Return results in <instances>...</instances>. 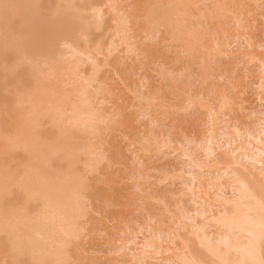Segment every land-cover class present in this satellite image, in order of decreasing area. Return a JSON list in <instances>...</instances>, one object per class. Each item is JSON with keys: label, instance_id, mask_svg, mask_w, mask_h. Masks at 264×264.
<instances>
[{"label": "bare ground", "instance_id": "1", "mask_svg": "<svg viewBox=\"0 0 264 264\" xmlns=\"http://www.w3.org/2000/svg\"><path fill=\"white\" fill-rule=\"evenodd\" d=\"M3 1H5L6 4H8L7 2H9V3L11 2V0L10 1L3 0ZM16 1L17 2H15V0H14V2H15L14 5L10 6V7H12L11 8L12 13H9V11L7 13L6 12L3 13V12H1L2 11L1 9H2V6H4L3 3L5 4V2L1 3V0H0V43H1L0 45H2V47L4 48L3 51H6V50L8 51V49H10V52H8V53H11L12 52L11 50L13 48L14 49L13 54H14V57H16L17 63L19 64V62H22L19 65L16 62L13 63V61L15 59H13V61H12L11 57H13V55H11V56L9 55L10 61L14 64V65L9 64V65H11V66L13 65V67L15 68V71L14 72L12 71L13 67L12 68L10 67L11 69H8V68L7 69L11 70L13 73H15L16 71L17 72H16V75H13L11 71H10L11 73L10 72H8V73L10 76H16L13 78H17L18 77L17 74L19 73L20 77L17 79L23 80V78H24L25 82H26V80L28 81V78L26 79L24 77V75H26V73H28L29 78H31V80L29 79V82L27 83V84H29L28 87L29 86L34 87V85H35V87H36V85L39 86L38 84H40V82L42 83V82L46 81V79H44V76H46L49 79H53V80H51V82H50V80L47 79L51 83V86L48 88L47 87V86H49V83H48V85L45 86V87H47V89H45V90H41V89H43V87H40V88L34 87V89H32V87H31L30 89H32V90H30V91H28L27 86H25L24 84L22 85V83L20 82L21 80H20L18 82H19V84H21V87L27 88V91H24L25 89L23 88V90H22V88L19 86L20 91L22 90V93H24L23 94L24 96L18 95L17 98L15 96H14L15 98L12 96L15 93V92H13L15 90H12V88L15 87V89H16V86H14L15 85L14 84V85H12L13 87L11 86L10 90H12L11 96L14 99H16L15 104L13 102H11V97L9 98L11 104L8 103L7 100H6V102L4 101L5 104L11 105V106L8 105V107H12V104H13V106L15 105L19 108L22 107L23 105L26 107L19 109L22 112H20L18 110H14L15 108L13 109V107H12V110H14L13 111L14 113L17 111H18L17 113L20 112L19 114L13 113L14 116L11 119L13 122V125H14L13 130L4 131L3 130L4 128L0 129V141L12 140L13 143L11 146L14 147L13 150L12 149L8 150L9 151V154H8L4 149L3 150L1 149V145H0V255H2L4 258L6 257V259L10 258V260L13 262H20L21 258H26L29 261L33 262L34 264L35 263L36 264H68L70 259H72V258L69 257L66 250H72L74 253H76L75 250L71 249L72 247L71 248L69 247L70 249L67 247L68 244L70 245V243L71 242L73 243V241H75L74 244H76L78 239L80 238V236L83 234V231H86L84 229L82 230L83 225L80 227V225L78 224V221L84 220L87 216V215H85L86 213H85L84 206H86L85 204L88 201L84 202L85 197L83 194L85 192L84 190L86 189L85 186L87 187V184H83L84 181H86L83 177V174H85L86 172L88 173L89 171L93 172L94 166H95V164H93V161H98L97 163L100 165L102 163V162L100 163L101 158H102V160H104L106 158L103 155H102V157L97 156V154H96L97 152L95 150H97L98 148L96 145L97 149L94 148V151L96 153H94L93 156L96 155L98 158L94 157L92 159L88 158L86 161L83 160L84 162L80 165L81 167L83 165V167L82 168L80 167L81 169H78L79 171H77L76 168L78 166V163L82 162V159H83V158H81V156L83 154L85 156L87 153L92 154L94 151L91 152V150H90L92 145L91 146L89 145L90 148L85 146V148H86V150H85L84 147L83 148L80 147V144L79 145L76 144L77 141L75 142L76 145L73 144L72 142H74L76 140L74 138L72 139L73 134H75L73 132L75 130L77 131L76 132L77 136H75L76 138L78 137V135H81V136L83 135L82 137L79 136V138L80 137L85 138L84 135H86V134H83L84 132H86L85 130L91 128L90 130H92V132H95V131H97V129L95 128L96 123L102 122V124H105L106 122L103 123V119L101 118V115L98 114L102 110L99 111L98 108L94 107L95 97L92 95V93H94L93 90L91 89V93L89 92L90 90H88L89 86L93 87L92 83L95 80L93 78V75L90 78H89V76L86 75L87 79H86V82H84L85 80L81 81L82 79H79V77L85 78V76H81L78 74L79 66L83 65L82 63L83 62L85 63V61H88L93 65L95 72H97L99 70L97 65L95 64V60L97 57L96 54H98L97 53L98 51H96V52L91 51L89 53H82L81 52L82 49L79 51V47L76 44H74L71 40L67 39V37H66L67 35H65L66 38L61 35L62 29L64 30V28L66 27V25L64 24V22L62 20H64L65 17L67 16L66 17V18H68V19H66L67 20V23H66L67 27L64 31L68 30V32H70V34H71L72 30L76 29V27L79 26V24H78V26L76 25L77 23L82 24L84 27H82L81 31L82 30H84V31H82L81 37L86 39L90 36V34H93V33H90L91 30L103 29V26H104L103 24H104V21L106 19V18H104V15L109 14V13L111 15V11L108 8L109 13L104 14L103 11H105V10L93 9L94 5L90 6L88 4L91 3L92 1L94 2V0H89L91 2H87V3H84V2L88 1V0H57L55 2V3H57L56 5H54V3L52 5L51 1L54 2V0H50L49 4H51L52 7L48 6L49 1H47V3L46 2L45 3L40 2L44 5L47 4L46 6L48 8H50V7L53 8V6H54L55 10H53V11L51 9L50 10L52 12H54V14L52 13L54 15V17H57V19H55L57 21V23H55L54 20H53V22H51L49 20L53 16L49 17V14L48 15L47 14L40 15V12H42L44 6L43 7L40 6L39 0L38 1L36 0V2H32L35 0H16ZM98 1H100V0H98ZM113 1L114 0H112V2ZM150 1L151 2H147V3H149V6L145 9V12L143 13L144 14L143 15L144 25H142L140 23V28H142V26H144L146 29L142 28L143 31L147 30L148 33H152L153 31L157 30L161 26H164V27L171 26L174 23L173 18L176 15L175 14L176 10L174 7L175 5L174 6L171 5L173 0H166L167 6H165V7H164L165 3H163V5H162L163 7H162L160 5V1H158V0H150ZM176 1L178 2V4H177L178 6L182 5L185 2L184 0H176ZM80 2H83L84 5L87 4L88 6L86 5L87 7H85L82 3L80 4ZM104 2H105V0H104ZM109 2H111V0ZM189 2H191V1H189ZM216 2H218V1H216ZM76 3H78L79 6L81 5L79 11L76 10L79 8V6H77ZM142 3H144V1ZM142 3L140 2V4H142ZM95 4H97L95 7L101 5L99 3H95ZM174 4H176V2ZM219 5L217 7H219ZM22 6L27 7V9H25V10H27L28 14H27V16L26 15L25 16L28 19L29 18L32 19V22L31 21L29 22V20H27L29 23H24V24L22 23L24 26H26L23 28V29H25L23 32L18 31L19 33H16V32L12 33L14 27H17L18 23L21 20L18 21V23L16 22L17 26L14 24V27H11V25L13 26V24L10 23L9 24V26L11 27L10 28L7 24V23H9L10 20H9V18L5 17L4 14H9V15L12 14L11 16H15V17L19 14L18 18L21 15V17L19 19H22L23 14H20V11H19V8ZM76 6H77V8H76ZM182 6L185 7L186 5H182ZM6 7H7V5L5 6V8ZM10 7H9V9H10ZM117 7H114L115 10L113 9V18H111V20L113 22H115L114 25L116 28L115 35H113L114 33H112V35H113V37L116 36L117 42L122 43V40L124 39L125 33H127L125 31L127 24L125 23L124 19L125 18L128 19L129 13H128V15L126 14L127 16L124 15L126 17H123V16L121 17L120 16L121 14L118 15V13L116 12ZM143 7L144 6H142L141 9ZM169 7H172L173 9L171 10V8H169ZM48 8H44V10L46 9L45 12L50 11V10H47ZM97 8H99V7H97ZM119 8H121V7L119 6ZM192 8H193V6H192ZM21 9L23 10L24 8H21ZM108 9H106V11ZM199 9H200V7L198 8V11L200 12ZM111 10H112V8H111ZM119 10H121V9H119ZM130 10H129V12H130ZM186 10H188V8H186ZM61 11L62 12L65 11V12L69 13V17L66 14H63L61 16H56L59 13L61 14ZM76 11H77V13H76ZM138 11L139 10H137V12ZM142 11L143 10H141V12ZM206 11H205V13H206ZM55 12H56V15H55ZM91 12L92 13L94 12L93 13L94 19H93V21L91 20L92 22L91 21L88 22V20H90L88 18H92V17H87V16L92 15ZM201 12H203V11H201ZM121 13H123V12H121ZM205 13H203V14H205ZM200 14H202V13H200ZM45 15H46V17H45ZM64 15H65V17H64ZM131 15H132L131 18L135 16V14H131ZM138 15H140V13ZM106 16L109 17V15H105V17ZM199 16H201V15H199ZM216 16L217 15H215V17ZM16 18H13V19L16 20ZM59 18L60 19L62 18L60 20L61 22L59 21ZM140 18H142V16ZM206 18H208V17H206ZM237 19H236V21H237ZM128 20H130V19H128ZM191 20H190V22H191ZM199 20L200 19L197 18L198 22H199ZM197 21H195V22H197ZM14 22L15 21H13L12 23H14ZM58 22L61 23L62 27L64 26V28H62L61 31H59L57 28H55L57 25L60 26ZM109 22H111V21H109ZM176 23H178V22H176ZM22 24L20 26H22ZM29 24H31V25H29ZM33 24H34V26H33ZM54 24H56V25L53 26ZM106 24H107V27H105V26L104 27L109 29V25L111 26V24H108V23H106ZM137 24L139 27V23H137ZM137 24L134 23V25H137ZM75 25H76V27H75ZM114 25H112L111 28ZM129 26H133V24L130 25V23H129V25H127V27H129ZM179 26H182L180 28L181 29L180 32L182 34H186L189 36L187 39L188 41L186 40L185 42L186 43L189 42L190 41L189 38L191 37L190 35L193 34L194 31H192V30H194V29H192L190 31L187 28L189 25L186 27V26H184V24L183 25L180 24ZM19 27L16 29H19ZM195 27L196 26H194V28ZM238 27L240 28V26H238ZM8 28H10V29H8ZM115 28H113V29H115ZM132 28H134V26ZM173 28H174V26H173ZM112 30L109 29V30H107V32H109V31L112 32ZM172 30L174 31V29H172ZM158 31H156V32H158ZM195 31H197V30H195ZM58 32H60V33L58 34ZM68 32H67V34H69ZM76 32L80 33L79 30H77ZM94 32H96V31H94ZM101 32H103V31H101ZM194 33H196V32H194ZM77 34L78 33H76V35ZM145 34H146V32H145ZM182 34H180V35H182ZM204 34H206V32ZM71 35H69V36H71ZM103 35L105 37H107L106 34H103ZM110 35H111V33H110ZM112 35L110 36V38L112 37ZM186 35L185 36L182 35V36L186 37ZM195 35H198V34H195ZM14 36H18V38L19 39L21 38V40L26 39L25 40L26 42H23L21 40H17V41L13 40L12 38ZM194 36H193V38H194ZM98 37L101 39L100 36H98ZM127 37L130 39H133L132 36H126V38ZM150 37H152V36H150ZM177 37H178V39L181 40V38L179 36H177ZM200 37H197V38L200 40L202 38V37L201 38ZM82 38L76 39V41L83 40ZM142 38H144V37H142ZM153 38H155V42H156V37H153ZM92 39L94 40V38H92ZM96 39L98 40V38H96ZM172 39L174 40L175 37ZM178 39H177V41H178ZM196 39H195V42H196ZM97 40H94V41H97ZM149 40H152V39L149 38ZM180 40H179V42H180ZM13 41H15L16 43L14 44ZM88 41H89V39H88ZM139 41H142V40H139ZM158 41L160 43V39H158ZM182 41H183V39L181 40V42ZM91 42H92V40H91ZM117 42L114 39L111 40L110 44L108 45V47L106 48V51H105L107 56H109L110 54H112L113 51H115V49L118 45ZM195 42H193V43H195ZM214 42H216V41H214ZM184 43H183V45L185 46L186 43L185 44ZM35 44H37V45H35ZM251 44H249L247 46L251 47ZM139 45H142V44H139ZM146 45H148V47H149V44L146 43ZM262 45H263V43H262ZM84 46H86V45H84ZM150 46H151V44H150ZM87 47H88V45H87ZM260 47H262V46H260ZM36 48H39V50H36ZM86 48H84V49L87 50L88 48L87 49ZM121 49L123 51V47ZM124 49H127L126 51H129V49H131V48H125V46H124ZM152 50H154V49L152 48L151 51ZM0 51H2V50L0 49ZM140 51H142V50H139V53H141ZM145 51H147V50H145ZM133 52H136L135 49L133 50ZM133 52L131 51L132 55H133ZM156 52L157 51H153V53H156ZM259 52H261V51H259ZM259 52L254 51V50H253V52L251 51L250 54L247 55L249 60H247V59L246 60L247 61H254L255 64H258L259 68H257V70L260 69L259 70L260 72L258 71V74H257L259 85L257 84L258 86H256V87L259 91L261 89H263L262 91H264V51H262V53H259ZM129 53H130V51H129ZM147 53H148V51H147ZM147 53L145 52V56H148L149 53L148 54ZM164 53H166V52H164ZM3 54L7 55V52L2 53V54L0 52V66H2L3 64L5 65V63H7V60L9 61L8 56L6 59V57H5L6 55H3ZM37 55H39V56H37ZM114 55H115V53H114ZM156 55L154 56L155 57L154 59L157 58ZM107 56H105V60H106ZM150 56L151 55H149V57ZM67 57H69V59L71 60V63H70L71 65L70 66L65 65L67 72H65V75H63V77H65V78L62 79V77L61 78L59 77V75H61V73H59L60 71H59L58 66L60 67L61 65H58V63L64 61ZM219 58H221V57L219 56ZM144 59H147V57H145ZM163 59H164V57H163ZM38 60H40V61L38 62ZM115 60L117 61V59H115ZM242 60H243V58H242ZM96 61L99 62V60H96ZM247 61H245V62H247ZM11 62H8V63H11ZM23 62H25V67L26 66L28 67V71L27 70L25 71V69L20 71L19 70L20 68L18 69V67L16 70L15 64L18 65L19 67L22 66L23 68H25L23 66L24 65ZM65 63H63V64H65ZM63 64H62V67L64 68ZM104 64H106V63H104ZM4 65H3V67H4ZM84 65H86V64H84ZM92 65H91V67H92ZM100 65H101V63H100ZM107 66H112V64L111 65L108 64ZM6 67H8L7 64L5 65L4 68L6 69ZM4 68H3V70L0 69V72L3 71L5 73V71H8L7 69L4 70ZM32 68H34V70H32ZM44 69H45V71H44ZM80 69L82 70L83 68H80ZM112 69H113V67H112ZM125 69L127 70V68H125ZM161 69H162V67H161ZM40 70H43L47 74V75H42L43 76L42 79H44V81L40 80L38 77L37 73L38 72L40 73L41 72ZM21 72H23V73L25 72L24 75H22L23 77L21 76V74H22ZM86 72H87V70H86ZM88 72H91V71L88 70ZM108 73H110V72H108ZM0 74L2 75V73H0ZM7 74L4 76L9 77ZM100 74H101V72H100ZM112 74H113V72H112ZM184 74H183V76H184ZM30 75H32L33 78L30 77ZM223 76H224V74H223ZM254 76H256V75L254 74ZM1 77H3V75ZM100 77H102V76H100ZM173 77H175V76H173ZM173 77L171 79H173ZM221 77H219V78H221ZM33 79H34V83L32 85V83H30V82ZM112 79H113V77H112ZM171 79L169 78L168 80L171 81ZM1 80H2V78L0 79V83H1ZM3 80H4V82H3V85H4L5 82H7L8 80H7V78H5ZM10 80H11V78H10ZM101 80H102V78H101ZM38 81H40V82L38 83ZM253 81H254V79H253ZM11 82H13V80ZM52 82H53V84H52ZM96 82L95 83L98 84V80H96ZM102 83H104V81ZM173 83H175V82H173ZM45 84H47V83H45ZM107 84L108 83H106V86H107ZM3 85L0 84V86H3ZM16 85L18 86V84H16ZM4 87H6V86H4ZM227 87H228V85H227ZM7 88H5V89H7ZM125 88L130 89V87H128V86ZM98 89L99 88H97L95 86V92L97 94H98V92H100ZM103 89L105 90V88H103ZM10 90L7 91V92H9V94H10ZM210 91H211V89H210ZM223 91H224V89H223ZM262 91H260V93ZM147 92H150V91H147ZM152 92H150V93H152ZM260 93L258 92V97H259ZM133 94H135V93H133ZM4 95H6V94H4ZM150 95L151 94H149V96ZM231 95H232V93H231ZM19 96H21V97L18 98ZM0 97H1V99L3 98L2 100H5L6 98H8V96H6V98H5L2 95H0ZM226 97H224V95H222L220 97V98H222L221 102L219 100L220 103H218V104H221V106L219 105L221 107V109L223 107V109L225 108V110H227L228 106L230 105L228 102V99H227L228 97L227 98ZM96 98H99V97H96ZM136 98H138V97H136ZM14 99L12 101H14ZM101 99H102V97H101ZM258 99L260 100V104H258L259 106H257L259 109L250 110L249 113L246 114L248 117L251 116L255 119L254 122H252L253 125L252 124L249 125L247 123L245 125L243 124V127H239L240 126V125H238L239 123L236 124L237 122L235 123V121L234 122L230 121L227 118V116H225L226 114L225 115L223 114L224 115V116L222 115L223 117L221 116L222 118L225 117V119H223V121H220L221 118L219 117L220 119H218V117H216V115H215V113H216V112H214L215 110L213 111L212 108L210 110L209 105H208L209 116L211 118L209 117L210 123H208V126H207L208 130H206V133H208L207 137H205V138L202 137L203 139H201V140L199 139V141L195 140L196 142L192 140V142H194V144H193L195 147V148L193 147L194 149H191L192 147L191 148L188 147V149L185 150V152H184L183 149H185L186 147L185 146H184L185 148L183 146H182L183 148L181 147L182 149H180V150H182L183 153H185L184 155L182 153V155L184 157H186L185 158L186 160H184V161H186V162H184V165H186L187 168L184 167L183 171H181L182 170V168H181V170H180L181 172L177 171L178 172L177 174L173 173L175 176H177V180L179 179L180 184L183 183L185 185V187H187V190L189 193L186 192L185 188H184V191L186 192V194H185V192H182V193L178 192L177 193L178 195L180 194V196L178 197L179 200L177 199L178 200V203L176 204L177 214H175V215H177V217H178L177 218L178 219L177 225L179 228L177 230L174 229L173 231H171L169 233L166 231L168 234L164 236L165 238L164 237L163 238L164 239H166L167 237L169 238L171 235L170 238L172 241L169 240L168 238H167V241L169 240L170 242H172V244H174L175 240H178L181 243L179 245L177 243V247L178 246H180V247L176 248V246H175V250H173V248L170 249L171 247L167 246L168 248H166V246H165L164 247L165 249H164L163 246L160 245L164 242L162 239L161 240L159 239L162 237L158 238L160 241H162V242L159 241V244H157V242H153L154 240L153 241L151 239L148 240L147 238H146V240H144V242L142 244L141 243L136 244L137 241L134 239L133 241L134 242L136 241L135 247H130L131 246L130 243L134 244L131 241L129 243L130 246H126L127 245V243H126L125 244L126 247H124V251L127 248L126 249L127 251L125 252V254L127 253L126 255H128V258L131 261H133L137 264H148L153 259V256H155V255L158 256L159 253L160 254L163 253L162 255L164 256V258H163V260L161 258V261L159 264H264V106L262 105L264 103V96L262 98L259 97ZM192 101H193V99H192ZM146 102H147V100H146ZM231 102H232V100H231ZM110 103L112 104V102H110ZM0 104H1V102H0ZM147 104H148V102H147ZM197 104H199V103H197ZM231 104H233V103H231ZM7 105H5V106L7 107ZM106 105H108V104H106ZM3 106L4 105L0 106V108L2 107V109H3L4 108ZM96 106H97V104H96ZM98 106L101 107L100 105H98ZM112 106H114V105H112ZM6 107L4 108V110L7 111V109H9V108H6ZM103 107H104L103 111L106 112L107 110H106L105 106H103ZM115 107H119V106H115ZM242 107H243V105H242ZM119 108H121V106ZM244 108H242V109H244ZM231 109H233V108H231ZM239 110H240V108H239ZM210 111L214 112V113L211 112L213 115L210 113ZM114 112H116V110ZM117 112H119V111H117ZM142 112H144V111H142ZM4 113H5V111L0 114L1 115L0 117H2V119L6 117V114L4 117ZM7 113H9V110ZM108 113L109 112H107V115L103 114L104 116H106V118H105L106 120H107V117L109 119L110 113H109V115H108ZM122 113L124 114V112H122ZM134 113L135 112H133V114ZM130 114H132V112L129 113L128 115H130ZM7 115H9V114H7ZM103 115H102V117H103ZM117 115L119 116L118 118H120L121 113H119ZM10 116H7V117L10 118ZM112 116H115V114ZM122 117H123V115H122ZM127 117H129V116H127ZM133 117H135V116H133ZM251 117H250V119L252 121ZM9 118L8 119L5 118V119L9 120ZM115 119H117V117ZM6 120H4V121H6ZM11 120H9V121H11ZM123 120L124 119H122V121ZM126 120H128V119H126ZM46 121L48 123H50L54 128V131H53V128L49 125L51 128L50 131L52 134H49V132H47L48 130L45 131L43 129V128H45V127H43V124L45 123V125H46ZM109 121H110V119H109ZM129 121L131 122V120H128L127 122L129 123ZM6 123H8V122L6 121L5 124ZM221 123L223 124L222 127L218 128V126H220ZM1 124L3 125V123H1ZM10 124H9V126H10ZM106 124H109V123H106ZM9 126L7 125L8 128H9ZM101 126L99 125L98 127L105 130L106 126H103L104 128ZM94 128H95V130H94ZM113 128L114 127L110 126L112 133H113ZM133 128H135V127H133ZM10 129H11V127H10ZM43 130L47 134L44 133ZM55 130H56V133H55ZM52 131L54 132V135H53ZM78 132H79V134H78ZM101 135H102V132H101ZM69 136L71 137L72 142L69 141ZM32 137H33V141L30 140V138H32ZM113 137H114V135H113ZM122 138H124V137H122ZM93 139H94V137H93ZM95 139L98 140L97 138H95ZM95 139H94V141H95ZM119 139H120V137H119ZM91 141L92 140H90V143H91ZM171 141H169V142L167 141V143L164 141L165 144L162 142L163 143L162 146L163 147L169 146L168 143H170ZM187 141L189 142L190 140H187ZM95 142L93 143L94 147H95V144H97L99 141H97L96 143ZM114 142H112V145L116 144ZM188 142H186V143H188ZM192 142H189L190 146H192ZM4 143H3V145L7 144L6 146L9 147V143H5V144ZM0 144H1V142H0ZM109 144H110V141H109ZM103 145H104V143H103ZM186 145L188 146L189 144H186ZM7 147H5V149ZM113 147H116V146L114 145ZM155 147H157V145H155ZM15 148L19 149V151L22 150L21 152H27L26 154L25 153L20 154V155H24V158L27 157L25 155H29L28 153H30L34 150H37V148H39L38 151H40V153H38V154L35 153L36 155L33 153V154H31V156L29 155L31 158V161L27 162L26 160H24L26 163L24 162V164H20L19 163L20 160H19V162H17L18 164L14 165V164H12V162H13L12 158H14V156L16 157V153L14 154V152H13L14 150H17ZM40 148L43 150H41ZM117 149H118V147H117ZM189 149H190V151H189ZM11 150L13 152L12 154H14L13 156L10 153ZM101 150L103 151V150H105V148L103 149V146H102ZM165 150H166V148H165ZM192 150H194V151L197 150V151H200L202 153L199 155H196V154H194L195 152L191 153ZM112 151H113V149H112ZM112 151H110V152H112ZM119 151H120V148L118 149L117 152H119ZM197 151H196V153H197ZM81 152H84V153H82V155H81L80 154ZM104 152L106 154L107 150H105ZM181 152H180V154H181ZM121 153H122V150H121L120 154ZM160 154H161V152H160ZM17 155H18V153H17ZM98 155H100V153ZM112 155H115V157H116L115 153H112ZM182 155L178 154V158H179V156H182ZM109 156H108V158H109ZM89 157H91V155ZM56 158L59 159L60 164H61V160L65 161V164H66L65 166L67 167V169L65 167L66 171L63 174H61V173L59 174V173L55 172V171H57L55 169L56 164H57ZM20 159H21V156H20ZM35 159H38L39 162H41V166H39L40 163L36 164V163H38L37 162L38 160H35ZM53 159H55L56 161H55V164L53 163L54 165L51 164L52 165L51 166L50 162ZM85 159H86V157H85ZM119 159H121V158L119 157ZM33 160H35L36 163ZM107 160L110 162L109 159H107ZM118 160H117V162H118ZM121 160H123V159H121ZM21 161H22V159H21ZM104 162L106 163L107 161H104ZM125 162H123V163H125ZM14 163H16V160L14 161ZM128 163L126 165H128ZM182 163H183V160H182ZM108 164L106 163L107 167L104 164L107 169H108ZM36 165L39 166L40 168H38ZM62 166L61 167L59 166V168H62ZM52 167L55 170L54 173H52V174H55L54 178H51V177H53L52 174L49 176V174H50L49 172H51L50 170L52 169ZM181 167H183V166H181ZM97 168H95V169L97 170ZM124 168H125V166H124ZM62 169H64V168H62ZM81 170L82 171L84 170L83 171L84 173H82ZM119 170H121V169H119ZM96 172H98V171H96ZM96 172H95V174H96ZM179 173H182V174H179ZM58 175H59V177H58ZM174 175L173 176L170 175V176H172L174 178L175 177ZM56 176L58 178H56ZM199 178H201V180H199ZM167 179H168V177H167ZM197 179H198V181H197ZM99 182H100V179H99ZM195 183H197L196 185H198V186H196ZM94 185L95 184H93V186ZM95 186H94V188H95ZM142 186H143V184H142ZM134 187H135V185H134ZM96 188H97V186H96ZM180 188H183V187H180ZM191 188L195 191H193ZM97 190H98V188H97ZM99 193H101V192H99ZM173 193H174L173 196L174 197L176 196V198H177L178 195L175 192H173ZM171 194H172V192H171ZM94 195H95V193H94ZM99 196H98V198H99ZM184 197L187 198V200L185 198L186 201L182 200V198H184ZM101 199H103V198H101ZM93 202H95V201H93ZM188 204H189V207L190 206L192 207V210L190 208L189 209L187 208ZM91 210H92V208H91ZM86 220H87V218H86ZM82 224H84V223L82 222ZM86 224L88 225V223H85L84 225H86ZM90 225H91V223H90ZM103 230H104V228H103ZM183 231H184V233H183ZM83 235H85V234H83ZM143 236H145V235H143ZM51 239H53L52 240L53 243H52V245H48L49 240H51ZM80 241L81 240L79 239L78 243ZM170 242H168V243H170ZM81 246H78V247L80 248ZM66 247L68 249H66ZM75 247H77V245L74 246V249H75ZM161 248H163V249L160 251ZM68 252L70 253V251H68ZM82 252H83V250H82ZM167 252H168L167 257H165ZM169 254L172 256H169ZM80 255H81V253H80ZM148 257H150V261H148V263H145V262H147L146 260L149 259ZM73 258H75V257L73 256ZM10 260H9V262H10ZM22 260H24V259H22ZM153 260H155V257ZM25 261L26 260H24V262ZM155 262H157V259L154 261V263ZM28 263H26V264H28ZM3 264H4V262H3ZM13 264H15V263H13ZM155 264H157V263H155Z\"/></svg>", "mask_w": 264, "mask_h": 264}, {"label": "rangeland", "instance_id": "2", "mask_svg": "<svg viewBox=\"0 0 264 264\" xmlns=\"http://www.w3.org/2000/svg\"><path fill=\"white\" fill-rule=\"evenodd\" d=\"M8 1H10V0H8ZM47 1H49L48 6H51V4L53 5V3H54V5L57 4V3H55L57 0H54V2L51 1V4H49L50 0H39V3L40 2H43V3L46 2L47 3ZM107 1L109 2L110 0H105V2H104V0H100V1L94 0V2L92 1L93 3L88 0V1H85L84 3L91 2L88 5H90V6L94 5L93 9H102L105 11L108 8L110 9L111 15L108 12L109 9L106 12L103 11L104 14L109 13V14H105V15H109V17L108 16L105 17V15H104V18H106V19H105L103 25L105 27H107L106 23L111 24V26L115 24V22H113L111 20V18H113V9L115 10L114 7L118 6L116 9L117 10L116 12L118 13V15L121 14L120 15L121 17L122 16L126 17L129 13L128 19H130V20L125 18L124 21L127 25H129V23H130V25L133 24L134 28H132L133 26L127 27V25H126L125 31L129 35L127 33H125V36H124V39L122 40V43L117 42L116 36L113 37V35H115V33H116L115 25L112 28L109 25L110 30L115 28L112 30V32H110V31L107 32V30H109V29L105 28L104 26H103V29H101V30H91L90 33H93V34H90V36L86 39L81 37L82 31H84V30L81 31V29L84 26L80 23L76 24L77 26H78V24H79V26L81 25L80 27L79 26L76 27V25H75L76 29L71 31V34L73 33L72 35L70 34V32H68V30L64 31L67 27V24H66L67 20L66 19H68V18H66L67 16L65 17V15H64L65 19L62 21L64 22L66 27L65 28H64V26L62 27L61 23H60L61 22L60 20L63 17L61 19L59 18L60 22H58V23L60 26L57 25L55 27L59 31H61V29L64 28V30L62 29L61 35L64 37H65V35H67L66 36L67 39L71 40L74 44H76L79 47V51L82 49L81 50L82 53H89L91 51H95V52L98 51L97 52L98 54H96V56H97L96 60H99V62L95 60V64L97 65L99 70L97 72H95L93 65L90 62L85 61V63L84 62L82 63L83 65L79 66V69L80 68H83V69L82 70L80 69L81 71L78 69V74L81 76H85V78L79 77V79H82L81 81L85 80L84 82H86V79H87L86 75L89 76V78L92 77V75H93V78L95 79L94 82L92 83L93 87L89 86L88 90H90L89 91L90 93H91V89L94 92V93H92V95L96 99V100L94 99V107L98 108L99 111L102 110L100 112L98 111L99 112L98 114L101 115V118L103 119V123L104 122L109 123V124H106V123L102 124V122L96 123L95 128L97 129V131L92 132V130H90L91 128L85 130L86 132L83 133V134H86V135H84L85 138H81L83 135L82 136L78 135V137L76 138L75 137V136H77L76 130L73 132L75 134H73L71 132L73 134L72 139L73 138L76 139L74 142H72V139L69 136L70 142L75 144V142L77 141L76 144H78V145L80 144V147L81 148L84 147L85 150H86L85 146L90 148L91 145H92V147L90 149L91 152L94 151V148H96V145L98 148V149L96 148L97 150H95L97 153L95 151L92 154L89 153L91 155V157H89L90 155L88 153H87L88 155L86 154L85 156H84V154L82 155V153H84V152L80 153L82 155V156L81 155L80 156L83 159H82V162L78 163V166L76 165L77 171H79L78 169H81L83 167V165H82V167L80 166L84 162L83 160L86 161L88 158L92 159V158L97 157V156L102 157V155H103L104 157H106L105 158L106 160L105 159L102 160V158H101L100 163L101 162L102 163L100 165L97 163L98 161H93V164H95L93 172L89 171L88 173L86 172L85 174H83V177L86 180V181H84L83 184H87V187L84 185L86 188L84 190L85 192L83 191L84 192L83 194L85 197L84 202H86V201H88V202H86V204L84 203L86 205V206H84V208H85V213H86L85 215H87L86 216L87 220L85 218L84 220H81V221L84 224L88 223V225L87 224L84 225V224H82L81 221H78V224L80 225V227L83 225L82 230L84 229L86 231H83V234H85V235L82 234L79 238L82 242L80 241L78 243V241H79V239H78L76 244H74L75 241H73V243L70 241L71 242L70 245L68 244L67 247L68 248L72 247L71 249L75 250V252L77 253V254L74 253L72 250H66L69 257L72 258V259H70L68 264H71V263L72 264H137L128 258V255H126L127 253L125 254V252L127 251L126 250L127 248L124 251V247L130 246V245H131L130 247H135V245L138 243L142 244L144 242V240H146V238L148 240L149 239H151L152 241L154 240L153 242H157V244H159V241L162 239L164 242L160 245H162L163 248L166 246V248L171 247L170 249L173 248V250H175V246H176V248L180 247V246L177 247V243L179 245L181 243L180 241L175 240L174 244H172V242L169 241V240H171V238H170L171 235L169 238L166 236L169 239L168 241H167V238L164 239L165 238L164 236L167 235L169 232L173 231L174 229L177 230L179 228L177 225V223H178L177 218L178 217H177V215H175V214H177L176 204L178 203V200H179L178 197L180 196V194L178 195L177 193L178 192L179 193L185 192L184 188H185L186 192H188L187 187H185V185L183 183L180 184L179 179L177 180V176L174 175L175 173L177 174L181 170V168H182L181 171H183L184 167L187 168L186 165H184V162H186V161H184V160H186L185 159L186 157H184L183 155L185 153H183V151L180 149H182L184 146L186 147V148L184 147L185 149H183L184 152H185V150L188 149V147L189 148L192 147L191 149H194L195 148L193 145L194 142H192V140L193 141H195V140L199 141V139L201 140V139L207 137L208 133H206V130H208L207 126H208V123H210L208 105H209L210 110H211V108L213 111L215 110L214 112H216L215 113L216 117H218V119L221 118L220 121H223V119H225V117L224 118H222V117L226 114L225 116H227V118L230 121H233V122L235 121V123L237 122L236 124L239 123L238 124V125H240L239 127H243V124L245 125L248 123L250 125V124H252V122H254L255 119L250 116L252 118V121H251L250 117H248L246 114L249 113L250 110L259 109L257 107V106H259L258 104H260V100L258 98L259 97L262 98L264 96V91H262L263 89L260 90L263 93L262 92L260 93V91L256 87L259 85L258 84V75H257L258 71L260 70V69L257 70V68H259V66H258V64H255L254 61H247V60H249L247 55L250 54L251 51L252 52H253V50L257 51V52L261 51L259 53H262V51H264V49H263L264 48V46H263L264 45V0H196V1L195 0H187V1L184 0L185 2L183 1L184 3L182 5H186L185 7L182 5L178 6L177 5L178 2L176 0H173L171 5H173V6L175 5L174 7L176 10L175 11L176 15L173 18L174 23L169 27L168 26H166V27L161 26L157 30L153 31L152 33H148L147 30L143 31L142 28L146 29L144 26H142V28H140V23L142 25H144V19H143L144 14L143 13L145 12V9L149 6V3H147V2H151L150 0H127V1L126 0H120V1L114 0L113 2L111 0V2H109V3ZM143 1H144V3H142ZM158 1H160L161 6L163 5V3H165L164 7L167 6L166 0H158ZM189 1H191V2H189ZM216 1H218V2H216ZM2 2H5V1L1 0V3ZM11 2L10 3L7 2L9 5L6 4V2H5V4L3 3L4 6H2L1 12L7 13L9 11V13H12L11 12L12 7H10V6L14 5V3L17 1L15 0V2H14V0H11ZM32 2H36V0L32 1ZM140 2L142 4H140ZM175 2H176V4H174ZM78 3H76L77 6H79ZM81 3L84 5L83 2H80V4ZM95 3L101 4V5L97 6L99 8L95 7L97 5ZM6 5H7V7L5 8ZM46 5L40 3L41 7L44 6V8H48ZM86 5H84V6L87 7L88 5L87 6ZM218 5L220 8L217 7ZM77 6H76V8H77ZM119 6L121 8H119ZM142 6H144L143 7L144 9L143 8L141 9ZM192 6L194 9L192 8ZM9 7H10V9H9ZM51 7L48 8L47 10H50V9L52 11L55 10L54 6H53V8H51ZM80 7H81V5L76 10L79 11ZM172 7H169V8H171V10H172L173 9ZM199 7H200V9H199L200 12L198 11ZM21 8H24V9L22 10ZM44 8H43V10L41 9L42 12H40V15H42V14L48 15L49 14V17L53 16L49 20L51 22H53V20H54L55 23H57V21L55 20V19H57V17H54V15H53L54 12H52L51 10L45 12L46 9L44 10ZM111 8H112V10H111ZM118 8L121 10H119ZM186 8H188V10H186ZM25 9H27L26 6H22L19 8L20 14H23L22 19H19L21 17V15L18 18L19 14L16 16L17 18L15 16H11L12 14H10V15L4 14V16L9 18V20H10L9 23H7L8 26L11 23V24H13V26L11 25V27H14V24L16 25V22L18 23V21L21 20L20 21L21 23L19 22L18 26L16 25L17 27H14L12 33H14V32L19 33L18 31L23 32L25 30L23 28L26 27L23 24L29 23L30 21L32 22V19L26 18L28 12ZM140 9L143 11L141 12ZM129 10H130V12H129ZM137 10H139V11L137 12ZM201 11H203V12H201ZM205 11H206V13H205ZM121 12H123V13H121ZM76 13H77V11H76ZM93 13L91 12L92 15L87 16V17H92V18H88V19H90V20H88V22L91 20L93 21V19H94ZM137 13L138 14L140 13V15H138ZM200 13H202V14H200ZM203 13H205V14H203ZM63 14H66L69 17V13H67L65 11L64 12L61 11V14L59 13L57 15L55 12L56 16H61ZM131 14H135L136 17L133 15L134 17L131 18V16H132ZM124 15H126V16H124ZM199 15H201V16H199ZM215 15H217V16L215 17ZM141 16H142V18H140ZM45 17H46V15H45ZM206 17H208V18H206ZM13 18H16L17 21L14 20ZM197 18L200 19L199 22L197 21ZM236 19H237V21H236ZM27 20H29V22ZM190 20H191V22H190ZM194 20L197 22H195ZM201 20L204 23L206 22L207 24L206 23L204 24ZM13 21H15V22L12 23ZM109 21H111V22H109ZM176 22H178V23H176ZM134 23L135 24L139 23V27H138V24L134 25ZM21 24H22V26H20ZM180 24H182V25L184 24V26H186V27L189 25L187 28L190 31L192 29H194L192 31L196 32V33L193 32V34L190 35L191 36L189 38L190 41L187 43L185 41L188 39L189 36L186 34H182L180 32L181 31L180 28L182 27V26H179ZM29 25H31V24H29ZM55 25L56 24H54L53 26H55ZM33 26H34V24H33ZM173 26H174V28H173ZM194 26H196V27L194 28ZM238 26H240V28ZM18 27H19V29H16ZM10 28H8V29H10ZM172 29H174V31ZM77 30H79L80 33L76 32ZM195 30H197V31H195ZM94 31H96L97 33ZM101 31H103V32H101ZM156 31H158V32H156ZM67 32L69 34H67ZM75 32L78 34L76 35ZM145 32H146V34H145ZM205 32H206V34H204ZM59 33L60 32H58V34ZM110 33H111V35H112V33H114L111 38H110V36H111ZM103 34H106L107 37H105ZM180 34H182L184 36L186 35V37H183ZM195 34H198V35H195ZM69 35H71V36H69ZM98 36H100L101 39ZM126 36H132V38L134 40L130 39L128 37L126 38ZM150 36H152V37H150ZM177 36H179L181 38V40L183 39V41L181 42V40L178 39ZM193 36H194V38H193ZM142 37H144V38H142ZM153 37H156V42H155V38H153ZM174 37H175V39L173 40L172 38H174ZM197 37H200L201 39L199 40ZM81 38L83 40L76 41V39H81ZM92 38H94V40H97L96 38H98V40L94 41ZM149 38L152 40H149ZM176 38L178 39V41ZM12 39L15 41L21 40V38L19 39L18 36H14ZM88 39H89V41H88ZM112 39H114L118 43V45H117L115 51H113L115 53V55L112 52V54L107 56L105 51H106V48L108 47V45L110 44ZM158 39H160V43H159ZM195 39H196V42H195ZM229 39L230 40L232 39V40L230 41ZM25 40H21V41L26 42ZM91 40H92V42H91ZM139 40H142L143 42L139 41ZM179 40H180V42H179ZM15 41H13L14 44L16 43ZM214 41H216V42H214ZM184 42L186 43V45H185L186 47L183 45ZM193 42H195V43H193ZM146 43L149 44V47H148V45H146ZM262 43H263V45H262ZM139 44H142V45H139ZM150 44H151V46L153 44L154 45L156 44V45L155 46L153 45L154 47L153 46L151 47ZM249 44H251V47L247 46ZM35 45H37V44H35ZM84 45H86V46H84ZM87 45H88V47H87ZM124 46H125V48H131L132 49V50L129 49L130 53H129V51H126L127 49H124ZM260 46H262V47H260ZM122 47H123V51L121 49ZM84 48H86L87 50H85ZM152 48L154 50L151 51ZM0 49L2 51L4 50L2 45H0ZM134 49L137 53L133 52ZM144 49L147 50L149 54ZM36 50H39V48H36ZM139 50H142L143 52L140 51L141 53H139ZM2 51H0L1 54L7 52V55L3 54V55H6L5 56L6 59H7V56L9 59V55L10 56L13 55V57H11L12 61H13V59H15L13 61V63H15V62L17 63L16 57H14V54H13L14 53L13 48L11 50L12 51L11 53H8V52H10V49H8V51L7 50L3 51V52ZM131 51L133 52V55H132ZM153 51H157V52L153 53ZM145 52L148 54V56H145ZM162 52L163 53L166 52L167 54L166 53L163 54ZM149 55H151V56L149 57ZM155 55L157 57L156 59H154ZM37 56H39V55H37ZM105 56H107L106 60H105ZM219 56L221 58H219ZM145 57H147V59H144ZM163 57H164V59H163ZM242 58H243V60H242ZM66 59L64 61L58 63V65H61L60 67L58 66V68L60 71L59 73H61V75H59V77L60 78L62 77V79L65 78V77H63V75H65V72H67L65 65H68V66L71 65L70 64L71 60L69 59V57H67ZM115 59H117V61ZM39 61L40 60H38V62ZM245 61H247V62H245ZM8 62H11L10 59H9V61L7 60V63H5V65L6 64L8 65V67H6V69L7 68L11 69L14 64L12 62L11 63H8ZM21 63L22 62H19V64H21ZM23 63H24V65L23 64L22 65L25 67V62H23ZM63 63H65V64H63ZM100 63H101V65H100ZM104 63H106L107 65L112 64V66H107ZM9 64H13V65L11 66ZM62 64L64 65L65 69L62 67ZM84 64H86V65H84ZM3 65L0 66L1 70H3V68L5 67V65H4V67H3ZM18 65L15 64L16 70L18 67V69L20 68L19 69L20 71L23 69H25V71L26 70L28 71L27 66H26L27 68L26 67L23 68L20 65L22 67L21 68ZM91 65H92V67H91ZM112 67H113V69H112ZM161 67H162V69H161ZM125 68H127V70ZM6 69L4 68V70H6ZM32 70H34V68H32ZM86 70H87V72H86ZM88 70L91 72H88ZM10 71L11 70L5 71V73L3 71L0 72L3 75V77H1L2 75L0 74V79L2 78L0 84L3 85V82H4L3 79H5V78H7V80L10 82L9 83L6 80L7 82H5V84L3 86H0V95L4 96L5 98H6V96H8V98H6L5 100H2L3 98L1 99V97H0V99L2 100V101L0 100V102H1L0 106L4 105L3 106L4 108L6 107L5 105H7V104H5L6 100L10 104H11V102H13L15 104V102H16V99H14L15 97L17 98L18 95L24 96L23 95L24 93H22V90L24 87H21V84H19V82H18L21 79L20 80L17 79L20 77L19 73L17 74V76H18L17 78H13L16 76H10L8 73ZM12 71L13 72L15 71L14 67L12 68ZM40 71L42 73L41 72L37 73L39 79L43 80V81H44V79H46V81H44L42 83L40 81H38V83L40 82V84H38L39 86L36 85V87H35V85H34V87L35 88L43 87V89H41V90H45V89H47V87L49 88L51 86L50 82L53 79H49L46 76H44V79H42L43 78L42 75H47V74L44 72L45 69H44V71L43 70H40ZM13 72H12V74L16 75L17 71L15 73H13ZM100 72H101V74H100ZM108 72H110V73H108ZM112 72H113V74H112ZM21 73L20 74L22 76V75H24L25 72L24 73L21 72ZM6 74L9 77L4 76ZM183 74H184V76H183ZM223 74H224V76H223ZM254 74L256 76H254ZM99 75L102 77H100ZM111 76L113 77V79ZM173 76H175V77H173ZM24 77L26 79L28 78V81L26 80V82H25L24 78H23V80L20 81L22 83V85L24 84L25 86H27L28 91L34 89L33 86H31L32 89H30L31 88L30 86L28 87L29 84H27V83L29 82V79L31 80V78H29V76H28V73H26V75H24ZM30 77H32V75H30ZM172 77H173V79H171ZM219 77H221V78H219ZM10 78H11V80H10ZM101 78H102V80H101ZM169 78L171 79V81L168 80ZM47 79L50 80V82ZM253 79H254V81H253ZM12 80H13V82H11ZM96 80H98V84H96L97 83ZM103 81H104V83H102ZM173 82H175V83H173ZM30 83H32V85H33L34 79ZM45 83H47V84H45ZM48 83H49V86L45 87L46 85H48ZM106 83H108L107 86L110 89L106 86ZM16 84H18V86ZM52 84H53V82H52ZM12 85L16 86V89H17L16 90L15 87L12 88V90H15V91H13V92H15L14 95L11 94L12 90H10ZM227 85H228V87H227ZM4 86H6V87H4ZM19 86L22 88L21 91H20ZM95 86L97 88H99L98 90L101 93L98 92V94H97L95 92ZM127 86L130 87V89L125 88ZM5 88L10 90V94H9V92H7L8 90ZM27 88L25 87L24 91H27ZM103 88H105V90ZM222 88L224 89V91ZM210 89L212 92L210 91ZM147 91H150V92L153 91V92L150 93ZM258 92L261 94V95L259 94V97H258ZM133 93H135V94H133ZM148 93L151 95L149 96ZM231 93H232V95H231ZM4 94H6V95H4ZM11 95L13 97L14 96L15 97L13 98ZM220 95L221 96L224 95V97H226V96L228 97V98L227 97L226 98L228 99V102L230 105L228 106V109L226 108L227 110H225V108L223 109V107L221 109V107H220L221 104H218L221 102V99H222V98H220L221 97ZM21 96H19L18 98H20ZM10 97H11V102L9 99ZM96 97H99V98H96ZM101 97H102V99H101ZM136 97H138V98H136ZM12 98L14 99V101H12L13 100ZM192 99H193V101H192ZM146 100H147L149 105L147 104ZM219 100H220V102H219ZM231 100H232V102H231ZM110 102H112V104ZM197 103H199V104H197ZM231 103H233V104H231ZM10 104H8V105H10ZM96 104H97V106H96ZM106 104H108V105H106ZM8 105L6 107V108H9V109H7V111L4 110V108L2 109V107L0 108V114L5 111L4 117L6 114V117H5L6 119L9 118L7 116L11 115L9 120L12 119V117L14 116L15 113L19 114L20 112H22L21 110H19L20 108L26 107L24 105L20 108L15 106V105H14L15 106L14 107L12 104L13 109L15 108L14 110L20 111L19 113H17L18 111L14 113L13 112L14 110H12V107H8ZM98 105H100L101 107H99ZM112 105H114V106H112ZM242 105H243V107H242ZM262 105L264 106V103ZM103 106H105V108L107 110L106 112L103 111V109H104ZM115 106H119V107L121 106V108L115 107ZM231 108H233V109H231ZM239 108H240V110H239ZM242 108H244V109H242ZM114 109L116 110V112H114L115 111ZM8 110H9V113H7ZM117 111H119V112H117ZM142 111H144V112H142ZM213 111H210V113ZM107 112L110 113V115L108 113L110 121H109L108 117L106 120L105 119L106 116L103 115V114L107 115ZM122 112H124V114ZM131 112H132V114H130L131 116L128 115ZM133 112H135V113L133 114ZM119 113H121L120 118H118L119 116L117 115ZM7 114H9V115H7ZM114 114H115V116H112ZM102 115H103V117H102ZM122 115L124 118L122 117ZM127 116H129V117H127ZM133 116H135L136 118ZM116 117H117V119H115ZM5 118L2 119V117H0V122L3 123V125L0 123L1 124L0 129L4 128L3 129L4 131L13 130L14 125H13L12 120L9 121V120H6ZM122 119H124V120L122 121ZM126 119L131 120V122L129 121V123H128L127 122L128 120H126ZM4 120H6L8 123L5 124L6 121H4ZM9 124H10V126H9ZM7 125L9 126V128L7 127ZM49 125L53 128V126L50 123H48L47 121H46V125H45V123L43 124V127H45L46 129L43 127L42 128L45 131L48 130L47 132H49V134H52L50 131L51 128ZM97 125L98 126L102 125L101 127L106 126L105 130L101 129ZM222 125L223 124L221 123L220 126H218V128L222 127ZM110 126L115 128V129L113 128V133L110 129ZM10 127H11V129H10ZM133 127H135V128H133ZM95 128H94V130H95ZM44 130H43V132H44ZM53 131H54V128H53ZM101 132H102V135H101ZM44 133H46V132H44ZM55 133H56V130H55ZM78 134H79V132H78ZM112 134L114 135V137ZM53 135H54V132H53ZM79 136H81V137L79 138ZM93 137H94V139L95 138L98 139V140L95 139L96 142L99 141L97 144H95V147L93 144L95 142ZM119 137H120V139H119ZM122 137H124V138H122ZM30 140L33 141V137L30 138ZM90 140H92L91 143H90ZM187 140H190L189 142H192V146H190V143ZM109 141H110L111 145L109 144ZM164 141L166 143H167V141L168 142L171 141V142L168 143L169 146L163 147L162 144L164 143ZM0 142H1V144H0L1 149L2 150L4 149L8 154H9L8 150H10V149L13 150L14 147L11 146L13 143L12 140H10V141L2 140ZM4 142L9 143V147L6 146L7 144L3 145ZM112 142H114L116 144L112 145ZM186 142H188V143H186ZM103 143H104V145H103ZM154 144L157 145L158 148L155 147ZM186 144H189V145L187 146ZM114 145L116 147H113ZM4 146L7 148L5 149ZM102 146H103V149L105 148V150H107L106 154L104 152L105 150H103V151L101 150ZM117 147H118V149L120 148L119 152H117L118 151ZM165 148H166V150H165ZM15 149H17V148H15ZM112 149H113V151H112ZM12 150L10 151V153L11 154L13 152H14V154L16 153V157H17L16 158L14 156V158H12V160H13L12 164H14V165H17L18 164L17 162H19V160H20V162H19L20 164H24V162H25L24 160H26L27 162L31 161V158H30L31 154L40 153V151H38L39 148H37V150H34L35 152L32 151V152L28 153L30 156L25 155L27 157L24 158V155H20V154H23V153L26 154L27 152H21L22 150L19 151V149L14 150L12 152ZM41 150H43V149H41ZM121 150H122V153L120 154ZM110 151H112V152H110ZM189 151H190V149H189ZM196 151L192 150L191 153L195 152L194 154H196V155H199L202 153L200 151H197V153H196ZM160 152H161V154H160ZM180 152H181V154H180ZM17 153H18V155H17ZM94 153H96L97 156L96 155L93 156ZM99 153H100V155H98ZM112 153H115L117 158L115 157V155H112ZM182 153H183V155H182ZM14 154H12V156ZM178 154L182 155V156H179V158H178ZM19 155L21 156L22 161H21ZM108 156H109V158H108ZM85 157H86V159H85ZM119 157L123 160L119 159ZM56 159H57V161L55 159H53L50 162V165L53 163L55 164V161H56L57 164H56L55 169L57 171H55L54 168L52 167V169L50 170L51 172H49L50 173L49 176L52 173H54V171L56 173L63 174L67 169V167L65 166L66 164H65L64 160L60 159L61 160V164H60L59 159L58 158H56ZM107 159H109L110 162ZM15 160H16V163H14ZM35 160H38V159H35ZM35 160H33V161L35 162ZM117 160H118V162H117ZM182 160H183V163H182ZM104 161H107L106 162L107 164L109 163L108 169L106 168L107 165ZM37 162L38 163H36V162L35 163L36 164L40 163L39 166H41V162H39V160ZM123 162H125V163H123ZM127 163H128V165H126ZM102 164L103 165L105 164L106 167H105V165L103 166ZM39 166H37V167L40 168ZM59 166L60 167L62 166V168H64V169L66 167V169L64 170L62 168H59ZM124 166H125V168H124ZM181 166H183V167H181ZM95 168H97V170ZM119 169H121V170H119ZM83 171L81 170L82 173H84ZM96 171H98V172H96ZM95 172H96V174H95ZM182 173H179V174H182ZM52 175H53V177H51V178H54L55 174H52ZM170 175H172V176L174 175L175 177L173 178ZM58 177H59V175H58ZM58 177L56 176V178H58ZM167 177H168V179L169 178L170 179L168 180ZM99 179H100V182H99ZM199 180H201V178H199ZM197 181H198V179H197ZM93 184H95L97 186L98 190H97L95 185L94 186L96 189L94 188ZM142 184H143V186H142ZM196 184L197 183H195V185ZM134 185H135V187H134ZM196 186H198V185H196ZM180 187H183V188H180ZM193 191H195V190H193ZM99 192H101V193H99ZM171 192H172V194H171ZM173 192H175L178 195L177 198H176V196L175 197L173 196V194H174ZM186 192H185V194H186ZM94 193H95V195H94ZM99 195L100 196L102 195V196L100 197ZM98 196H99V198H98ZM101 198H103V199H101ZM185 198L186 197L182 198V200L186 201L187 198H186V200H185ZM93 201H95V202H93ZM91 208L93 211L91 210ZM187 208L188 209L190 208L192 210V207L191 206L189 207V204L187 205ZM90 223H91V225H90ZM103 228H104V230H103ZM183 233H184V231H183ZM143 235H145V236H143ZM159 237H162V238H159ZM134 239L137 241V242L135 241L136 244L133 241ZM52 240L53 239L49 240L48 245H52V243H53ZM130 241L133 242L134 244L130 243ZM160 242H162V241H160ZM168 242H170V243H168ZM126 243H127V245L125 246ZM129 243H130V245H129ZM75 245H77V247H75V249H74ZM78 246H81V247L79 248ZM67 247H66V249H68ZM163 248H161L160 251ZM82 250H83V252H82ZM68 251H70V253ZM80 253H81V255H80ZM162 254L159 253L158 256H156V255L153 256V259H154V257H155V260L157 259V262H155V263L159 264L161 261V258L163 260L164 256ZM167 254H168V252L166 253L165 257H167ZM172 255L169 254V256H172ZM1 256L2 255H0V258H1L0 264H3V262H4V264H6V263L7 264H13V263H15V264H26L28 262H29L28 264L33 263L26 258H21L20 262H13L10 260V258H7L8 259L7 260L6 257L4 258L3 256L2 257ZM73 256L75 258H73ZM148 258L149 259L146 260L147 262H145V263H148V261H150V257H148ZM22 259L26 260L25 261L26 263ZM9 260H10V262H9ZM152 260L148 264H153L155 260H153V261Z\"/></svg>", "mask_w": 264, "mask_h": 264}]
</instances>
